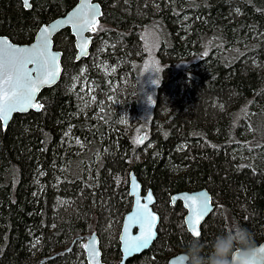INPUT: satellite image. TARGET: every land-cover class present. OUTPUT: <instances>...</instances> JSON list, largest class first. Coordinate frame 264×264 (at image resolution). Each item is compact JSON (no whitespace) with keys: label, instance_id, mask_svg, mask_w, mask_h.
I'll use <instances>...</instances> for the list:
<instances>
[{"label":"trees","instance_id":"1","mask_svg":"<svg viewBox=\"0 0 264 264\" xmlns=\"http://www.w3.org/2000/svg\"><path fill=\"white\" fill-rule=\"evenodd\" d=\"M77 1L32 0L28 9L22 0H0V35L29 42ZM100 1L104 13L91 50L108 42L100 59L116 77L98 73L90 56L76 61L74 36L65 29L55 37L64 72L42 91L43 109L15 114L7 128L0 124V264H88L84 238L94 231L104 260L121 264L131 170L155 193L161 223L152 247L126 264H166L184 252L195 236L181 203L170 202L184 189L206 187L215 200L198 237L205 254L236 225L256 244L263 241L264 0H169L160 1V11L151 0ZM152 22L162 36L163 77L149 137L136 146L118 117L135 104L125 82L129 73L136 77L140 32ZM82 66L98 96L114 78L115 113L97 116L96 105L77 106L68 88Z\"/></svg>","mask_w":264,"mask_h":264},{"label":"water","instance_id":"2","mask_svg":"<svg viewBox=\"0 0 264 264\" xmlns=\"http://www.w3.org/2000/svg\"><path fill=\"white\" fill-rule=\"evenodd\" d=\"M22 1L24 3V0ZM28 4L30 6L26 7L25 3L24 6L28 9H31L32 0H28ZM103 13L104 7L100 0H78L74 6H72L63 14L56 16L55 18L47 22H44L38 28L34 39L29 42H15L6 34L0 35V49L7 48L8 46H14L15 48L27 49L29 55H36L41 51H46L49 57V68L55 73L53 78L48 79L47 83L41 84L38 90L35 92L33 103L42 105V107L39 109L35 107H28L26 110L13 111L7 121L0 120V124L3 128H7L14 115L17 113H27L31 110L41 111L44 107V103L40 100V94L42 90L47 87H53L60 81L64 72V52L63 50L56 47L55 37L60 34V32H62L63 30L70 29L71 34L74 36V44L76 48L75 60L81 61L84 58H88L91 54L94 35L98 30V26L103 16ZM93 15L95 29L92 28L90 23H84L85 21H91ZM45 29H47V31H45ZM85 40L88 41L87 44H85ZM53 55L55 56V60L51 59ZM37 67V64H27V68L29 70H34ZM40 75H42V73L32 71L33 79H37V77ZM45 78L47 79V77ZM149 193H151L152 195L151 201L147 200V196ZM129 195L133 198V205L124 216L122 228L119 234L120 250L122 253L121 264H126L129 258L135 255L142 254L143 252L151 248L152 244L158 238L159 226L161 223V215L155 209L154 206V204L156 203V196L152 188H149L147 192L143 194V184L134 172V170H131L129 173ZM188 196L196 197L197 204L191 205V202L187 200ZM204 199L209 200L210 211L204 215L202 220H200V232L202 231V225L204 224L208 216L211 215L213 210H215L216 208L215 200L213 198L212 193L209 191L208 188L202 187L193 190H179L178 192L172 194L173 202L181 200L184 203V207L186 209V213L184 215V223L188 231L189 224L191 222V211L189 205H191V207H198L200 201ZM137 201H139V205ZM144 204H147L149 211L157 217L153 228L154 236L149 240L147 246L140 249L139 251H126V249L129 248V245L132 243L130 237H136L143 234L142 229L138 225L132 223L129 220V217H134L137 214L138 208ZM84 239H86L84 244V250L88 264H96L97 261L98 264H109L103 258V248L101 238L98 232L94 231L91 234H88ZM85 245H87L88 247L85 248ZM256 245L258 249L264 248V240L257 243ZM182 257H184V252H178L169 258L167 264H186L185 259H182ZM255 259L256 264H264V252L260 251L259 254L255 257ZM42 262H40V264H42Z\"/></svg>","mask_w":264,"mask_h":264},{"label":"rangeland","instance_id":"3","mask_svg":"<svg viewBox=\"0 0 264 264\" xmlns=\"http://www.w3.org/2000/svg\"><path fill=\"white\" fill-rule=\"evenodd\" d=\"M151 1L153 6L156 7V11L161 10L159 7L160 1H165L166 3L169 2V0ZM140 33L142 42L137 48L136 60L134 62L136 66V77H133V75L129 73V80L127 79L125 82L126 86L129 85L130 87L128 98L135 100V104L131 103L130 107L126 110L121 109V115L118 117L119 122L127 128L128 132H130L136 146H144L149 137V131L154 116V108L157 101V92L162 83L164 68V63L160 58V52H163L164 49L161 47L162 36L158 23L152 22L145 25ZM97 37V35H94V43L96 42ZM65 44L66 42L64 41L62 46ZM107 45L108 42L103 40V42L96 47V53L92 50L89 62L92 64L96 63L95 65L99 69L98 73L104 74L108 77L110 75L116 77L114 74V66L100 59L102 53L107 51ZM73 55L75 56V50H73ZM63 64L65 68L64 60ZM86 70V66H82L79 69V72L71 76V83L69 84L68 90L70 93L72 92L75 94L74 97L77 106L83 110H87V108H91L92 105H96L97 116L103 115L104 110H109L112 113H115L117 106L120 105V101L118 102L115 95L112 93V90L116 89L118 86V84L114 85V78H108L109 80L106 79V81H104L103 85H105V88L99 91L101 96H98L99 89L95 85L93 78L86 76ZM155 79L158 83L153 82ZM116 82H118V80ZM120 90L122 92V88ZM125 96L126 95H124V97ZM260 102H262L261 99H259L257 106L260 105ZM259 107L258 109H260ZM76 144H80L77 139ZM129 173L130 172H128V175L126 174L127 178H129ZM214 211L215 210H213L211 215ZM106 251H112L110 246H106Z\"/></svg>","mask_w":264,"mask_h":264},{"label":"snow or ice","instance_id":"4","mask_svg":"<svg viewBox=\"0 0 264 264\" xmlns=\"http://www.w3.org/2000/svg\"><path fill=\"white\" fill-rule=\"evenodd\" d=\"M24 3L26 7L30 6L28 0H24ZM93 21L94 15L91 21H85L84 23H90L92 28L95 29ZM87 42L85 40V44ZM51 59L55 60V56L53 55ZM29 63L37 64L38 67L29 70L27 68ZM32 71L42 73V75L38 76L37 79H33ZM54 75L55 73L49 68V57L46 51L29 55L27 49L15 48L14 46L0 49V120L7 121L13 111L26 110L28 107L41 108L42 105L33 103L35 92L41 84L47 83L48 79L53 78ZM153 82L158 83L156 79ZM147 200H152L151 193L148 194ZM187 200L191 202V205L197 204L196 197L188 196ZM137 203L139 205V201ZM191 205H189L191 211L189 231L195 237H199L201 235L199 223L204 215L210 211V202L208 199H204L200 201L198 207H191ZM129 220L138 225L143 234L130 237L132 243L126 251H139L146 247L149 240L154 236L153 228L157 217L149 211L148 205L144 204L138 208L134 217H129ZM87 247L85 245V248ZM260 251L264 252V248H261ZM182 259H185V257H182ZM96 264H98V261Z\"/></svg>","mask_w":264,"mask_h":264},{"label":"clouds","instance_id":"5","mask_svg":"<svg viewBox=\"0 0 264 264\" xmlns=\"http://www.w3.org/2000/svg\"><path fill=\"white\" fill-rule=\"evenodd\" d=\"M205 247L198 237L188 241L184 250L186 264H256L255 257L260 252L253 234L240 225L218 234L207 254Z\"/></svg>","mask_w":264,"mask_h":264},{"label":"flooded vegetation","instance_id":"6","mask_svg":"<svg viewBox=\"0 0 264 264\" xmlns=\"http://www.w3.org/2000/svg\"><path fill=\"white\" fill-rule=\"evenodd\" d=\"M75 55H76V49H75ZM44 89H46V88H44ZM43 89V90H44ZM42 90V91H43ZM42 93V92H41ZM41 95V94H40ZM40 100L42 101V99H41V97H40ZM21 114H24V113H21ZM149 188H144L143 187V194H145L146 192H147V190H148ZM155 194V193H154ZM156 196V195H155ZM180 202L181 203V205H182V207H183V209H184V215H185V213H186V209H185V207H184V203L181 201V200H177L176 202H173V200H172V194H171V203L174 205V204H176L177 202ZM156 203H157V197H156ZM156 203L154 204V206H155V209L157 210V208H156ZM158 211V210H157ZM159 212V211H158ZM160 213V212H159ZM161 215V214H160ZM183 219H184V216H183ZM152 247V246H151ZM174 255V254H173ZM172 256V255H171ZM170 256V257H171ZM169 260V259H168ZM168 260H167V262H166V264L168 263Z\"/></svg>","mask_w":264,"mask_h":264}]
</instances>
